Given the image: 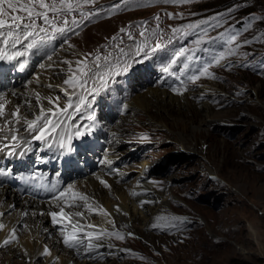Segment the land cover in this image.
I'll return each mask as SVG.
<instances>
[{"label": "rangeland", "instance_id": "1", "mask_svg": "<svg viewBox=\"0 0 264 264\" xmlns=\"http://www.w3.org/2000/svg\"><path fill=\"white\" fill-rule=\"evenodd\" d=\"M118 3L120 8L113 11ZM81 10L90 12L91 18L82 19L78 11L79 25L73 26V32L33 53L62 52L71 62L86 55L91 61L99 54L121 67L127 60L131 67L113 75L106 89L85 92V104L74 117L80 126L74 129L84 133L82 138L94 137L96 147L103 149L111 126L129 118L121 146L127 151L123 161L128 166L122 183H133L138 165L147 160L151 163L148 180L160 196L169 197L159 215L165 219L155 229L167 243H157L155 249L129 227L119 229L125 239L111 238L117 253L114 264H232L233 260L264 264V0H191L186 4L130 0L127 6L122 0H97L95 6ZM200 21L208 23L193 30L185 27ZM122 28L125 32H120ZM173 28L181 31L173 33ZM142 31L144 37L139 35ZM128 32L134 39L128 38ZM96 34L105 36L104 41L86 49L83 42ZM231 35L236 40L226 44ZM201 36L205 42L197 47L194 42ZM145 38L146 57L141 53L129 59L121 54L120 49L134 51ZM157 42L161 47L152 51ZM181 48L193 51L177 56ZM229 48L235 53L229 55ZM221 52L224 59L216 63L214 58ZM206 65L211 76H200L195 82L188 79ZM63 66L65 77L67 65ZM202 86L207 94L194 95ZM153 90L188 98L191 104L170 111L141 109L129 115L128 102L138 96L145 99ZM204 101L210 105L207 112L200 105ZM102 113L107 125L99 121ZM89 114H94V121L87 120ZM193 138L195 148L190 152L185 147ZM207 162L214 175L206 169ZM173 216L187 219L173 221ZM125 248L128 251H120ZM103 259L98 258L101 263Z\"/></svg>", "mask_w": 264, "mask_h": 264}, {"label": "bare ground", "instance_id": "2", "mask_svg": "<svg viewBox=\"0 0 264 264\" xmlns=\"http://www.w3.org/2000/svg\"><path fill=\"white\" fill-rule=\"evenodd\" d=\"M95 36L99 39L96 37L84 39L85 41L83 43L86 49H89L92 43L103 42L105 39V36H102V34L100 36L96 34ZM31 55H35L34 58H38L39 60L33 65L30 78L24 81L21 86L16 87L14 91H6L7 94L3 96L10 101L6 105L7 111L19 105L21 107V114L27 116L28 119L34 118V115L38 111L35 107L29 110L25 104V101L28 100L35 105V93L39 92L42 96L60 95L63 97V94L58 89H50L47 85L49 83L53 85L62 83L63 78H65L63 77L65 71L63 63L61 62L66 58V53L62 52H58L57 54L44 52L39 55L35 52L28 56ZM49 55L52 56V61L47 59ZM24 59L26 57L17 61L18 65ZM30 59H33V57ZM41 64L46 66L52 64L53 67L41 68ZM14 92H16L17 97H14ZM205 94H207L206 86H202L194 93L197 96ZM144 101L145 105L143 104ZM43 103L47 106V101ZM186 104H191L190 99L185 98L181 100L168 91L153 90L145 99L138 96L134 101L128 102L126 110L132 116L141 109L145 111H170L174 106L178 105L183 108ZM200 105L203 106L206 112L209 111L210 105L208 101H204ZM61 106H63V100L61 101ZM69 112L71 113V118L64 119V126L57 129V132L52 135H56L59 138L64 136L71 140L86 139L95 149L90 152V156L96 161L93 171L70 183L74 185V191L83 192L90 197V203L93 207V211L88 212L86 218L80 221L81 224L94 223L103 228L113 230L112 226L104 223L103 218L99 215V208L103 207L111 213V219L115 222V230L129 227L135 235L141 234L144 240L149 242L155 249L157 248V243L166 244L167 238L155 234L156 228H153L152 224L160 223V221L158 222L156 220V217L161 214V209L167 204L169 197L166 195L160 196V193L155 189L153 181L148 180L147 173L151 165L150 161L144 160L138 165L136 180L133 183H122L128 173V166L123 161V157L127 151L125 148L121 149V146L123 145L122 143L126 134L125 122L129 118L123 117L124 122L120 120L116 122L115 126H111L107 146L100 149L96 147L95 143L97 140H94V137L82 138L75 134L74 128L77 125L80 126V124L76 123L77 121L74 122L76 111L69 109ZM105 116L103 113L99 115V121L105 120V125H107V117ZM2 124L3 121L0 120V125ZM20 127L22 129L21 137H27L28 132L25 130V127L23 128V125H20ZM196 128L199 129V127ZM194 143L193 138L185 148L190 152L193 151L195 148ZM15 157L25 158L26 153L23 157L19 155H15ZM120 163L123 165L120 166ZM206 169L213 175L216 173L208 162L206 163ZM101 179L105 180L110 187H104L99 182ZM133 192L137 193V195H132ZM143 201H148V203H142ZM53 204V200L50 202H39L34 199H28V196H24L9 187H0V213H4L3 216H0V223L6 225L5 229L0 230V244L9 235L12 228H16L17 230L16 242L6 247L0 246V264H24L22 261L24 259H28L34 264H114V258H116L117 253L115 247L111 249L107 247L109 238L106 239L105 246L99 248L91 256L85 255L82 249L78 252L76 249L63 247L65 245L62 243V237L60 235V228L63 225L58 224L54 226L48 215L40 214L57 210L53 207ZM117 206H119L120 211L116 210ZM24 212H28L29 214L25 216L23 215ZM32 213L36 214L33 215ZM24 225H27V227H24ZM249 225L253 227L254 221L250 222ZM85 230L87 231L88 229ZM80 235L83 236V233ZM110 242L114 245L113 239H110ZM45 246L48 247L51 255H42ZM240 250L242 253H248L244 248H240ZM98 258H105L103 259L104 262L101 263Z\"/></svg>", "mask_w": 264, "mask_h": 264}, {"label": "snow or ice", "instance_id": "3", "mask_svg": "<svg viewBox=\"0 0 264 264\" xmlns=\"http://www.w3.org/2000/svg\"><path fill=\"white\" fill-rule=\"evenodd\" d=\"M123 4L127 6L130 0H122ZM166 3L173 4H186L191 0H165ZM97 0H0V61H20L21 58L26 57L33 53V51H39L41 48L55 40L58 36H65L67 33L73 32L74 27L79 25L75 14L79 11V15L82 19H90V12L83 11L81 9L84 6H95ZM120 8V4H116L113 11ZM98 14V13H97ZM159 20V17H156ZM215 19V18H213ZM207 21H200L199 24H188L185 27L189 30L199 28L201 25L207 24ZM181 29L173 28V33L180 32ZM204 35H207V29H202ZM120 32H125V29H120ZM128 38L134 39L131 32H128ZM153 36H156V32L153 31ZM188 33L186 32L185 35ZM141 37L145 36L142 31L139 33ZM264 35V34H262ZM113 37L112 39H117ZM223 38V36L221 37ZM147 38L145 43L137 46L135 50H129V53H125L123 49H120L122 55L131 58L132 55L139 56L141 53L146 57L148 52L146 50ZM236 40L235 35H231L225 41L226 44H231ZM204 36H201L194 43L197 47L203 44ZM171 43V40H169ZM245 43H251V41H245ZM161 47V44L157 42L152 48V51H156ZM193 51V49L181 48L176 55L184 56L186 53ZM235 53L234 49L229 48L228 54ZM225 53L221 52L216 60L219 63L224 59ZM189 60L192 57H187ZM49 61H52V56L47 57ZM173 61L172 63H175ZM67 65L66 75L63 78L61 84L53 85L49 83L47 85L50 89H58L63 94L60 95H47L42 96L39 92L35 93V105L31 101L26 100L25 104L29 110L33 107L38 111L34 115V118L28 119L27 116L21 114V107L15 106L13 109L6 111V105L10 103L6 97L0 96V120L3 124L0 125V152L7 150L8 156L19 155L23 157L27 151H30L31 140L47 142L53 133L57 132V129L64 126V119L71 118L69 109L79 112L81 106L85 104V92L98 93L101 89H106L109 79L113 75H119L121 72H126L131 65L125 60L124 66L121 67L119 63L113 64L109 60L108 56L95 55L94 60L89 61L87 55L84 59L77 60L75 62L62 61ZM28 64V60L24 59L19 62L20 70L25 69ZM75 65V67L73 66ZM41 68L53 67L52 64L40 65ZM188 67L187 64L184 65ZM169 69H164L167 72ZM211 76L212 74L208 70V66H204L199 70V75H191L188 79L192 82L197 81L200 76ZM91 85V86H89ZM179 91V90H176ZM63 100V106L61 101ZM47 101V106L43 103ZM87 120L94 121V114H89ZM15 125H23L25 130L31 135V140H24L21 143V137L18 135L19 129ZM77 136L84 135L78 129L75 133ZM143 139H148L147 136H143ZM48 147H51L49 144ZM22 149V150H21ZM109 163H111L109 161ZM10 171L0 170V177L10 175ZM37 177H32L36 179ZM104 187H110L103 179L99 181ZM154 183V182H153ZM57 185L51 186V191L57 190ZM74 185L69 184L66 188L59 191L58 195L53 197V207L57 210H52L47 213H40L41 215H48L51 218V222L54 226L63 225L60 228V235L62 237V243L69 249H76L78 252L80 249L87 256H91L99 248L104 247L107 241V247L113 248L114 245L110 242L111 238L122 241L125 239V234L115 230V222L111 219V213H109L103 207L99 208V215L103 218V222L112 226L113 230L103 228L98 224L87 223L81 224V220H84L88 212L93 211L92 204L90 203V197L83 192L74 191ZM132 195H137L133 192ZM142 203H148L143 201ZM14 207V206H12ZM68 209V210H66ZM120 211L119 206L116 208ZM29 213L24 212L23 215L27 216ZM35 215L36 213H32ZM4 213H0L3 216ZM165 217L157 216L156 220L162 221ZM173 221L184 222L187 218L180 216H173L170 218ZM70 226V227H69ZM27 227V225H24ZM153 228L161 227L160 223L152 224ZM6 228L4 223H0V230ZM85 229H88L87 231ZM99 229V230H97ZM16 228H12L9 235L2 241L0 246H8L17 241ZM83 233V236L80 235ZM127 235L131 236L132 233ZM120 251H128L127 249H120ZM27 255V253H25ZM42 255H51L47 246L44 247Z\"/></svg>", "mask_w": 264, "mask_h": 264}, {"label": "trees", "instance_id": "4", "mask_svg": "<svg viewBox=\"0 0 264 264\" xmlns=\"http://www.w3.org/2000/svg\"><path fill=\"white\" fill-rule=\"evenodd\" d=\"M232 264H247V263L240 262L239 260H233Z\"/></svg>", "mask_w": 264, "mask_h": 264}]
</instances>
